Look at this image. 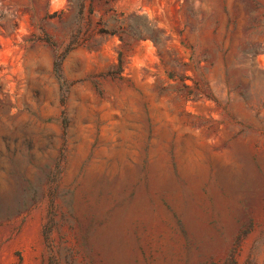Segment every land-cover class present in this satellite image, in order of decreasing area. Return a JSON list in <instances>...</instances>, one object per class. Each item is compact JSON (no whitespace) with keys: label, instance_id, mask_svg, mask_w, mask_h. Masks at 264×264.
Returning a JSON list of instances; mask_svg holds the SVG:
<instances>
[{"label":"rangeland","instance_id":"obj_1","mask_svg":"<svg viewBox=\"0 0 264 264\" xmlns=\"http://www.w3.org/2000/svg\"><path fill=\"white\" fill-rule=\"evenodd\" d=\"M0 264H264V0H0Z\"/></svg>","mask_w":264,"mask_h":264}]
</instances>
